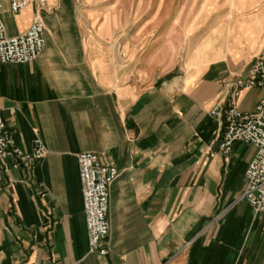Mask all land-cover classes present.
<instances>
[{
	"label": "crops",
	"instance_id": "crops-1",
	"mask_svg": "<svg viewBox=\"0 0 264 264\" xmlns=\"http://www.w3.org/2000/svg\"><path fill=\"white\" fill-rule=\"evenodd\" d=\"M36 16L44 49L0 65V115L16 148L29 153L38 136L48 153L4 162L0 264H264V214L241 199L254 149L224 155L223 120L209 116L264 62V25L207 39L200 67L181 75L178 11L163 0H47L38 15L0 0L7 37ZM260 97L246 89L236 107L251 112ZM80 153L119 172L105 256L87 252Z\"/></svg>",
	"mask_w": 264,
	"mask_h": 264
},
{
	"label": "built area",
	"instance_id": "built-area-1",
	"mask_svg": "<svg viewBox=\"0 0 264 264\" xmlns=\"http://www.w3.org/2000/svg\"><path fill=\"white\" fill-rule=\"evenodd\" d=\"M32 6L38 15L47 8V0H8V9L17 14ZM45 45V26L36 16L30 27L21 35L7 37L0 17V65H23L37 59ZM229 105L224 108L221 102L213 105L209 116L222 119L224 134L220 151L224 155L231 152L234 143H243L254 149V156L245 171V188L242 195L255 213L264 214V62L256 59L249 68L247 81L232 84ZM256 88L261 92L258 104L251 112H240L236 101L246 89ZM47 149L36 136L32 150L24 153L15 147L13 133L10 132L0 115V182L5 174L4 162L17 159L31 166L44 159ZM80 182L83 213L85 218L87 252L98 256L107 254L104 240L108 234L107 220L109 188L117 179L116 168L102 164L93 153L76 155Z\"/></svg>",
	"mask_w": 264,
	"mask_h": 264
},
{
	"label": "rangeland",
	"instance_id": "rangeland-1",
	"mask_svg": "<svg viewBox=\"0 0 264 264\" xmlns=\"http://www.w3.org/2000/svg\"><path fill=\"white\" fill-rule=\"evenodd\" d=\"M176 8L181 75L200 67L199 60L204 54L201 46L207 39L215 40L219 33L231 38L241 26H248L253 20L264 25V0H163L164 13L174 14Z\"/></svg>",
	"mask_w": 264,
	"mask_h": 264
}]
</instances>
